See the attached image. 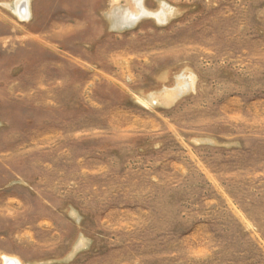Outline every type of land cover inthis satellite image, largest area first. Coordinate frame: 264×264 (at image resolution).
<instances>
[{"label": "rangeland", "instance_id": "obj_1", "mask_svg": "<svg viewBox=\"0 0 264 264\" xmlns=\"http://www.w3.org/2000/svg\"><path fill=\"white\" fill-rule=\"evenodd\" d=\"M264 264V0H0V264Z\"/></svg>", "mask_w": 264, "mask_h": 264}, {"label": "bare ground", "instance_id": "obj_2", "mask_svg": "<svg viewBox=\"0 0 264 264\" xmlns=\"http://www.w3.org/2000/svg\"><path fill=\"white\" fill-rule=\"evenodd\" d=\"M8 260H6V264H16V262H14L13 260H12V258H7Z\"/></svg>", "mask_w": 264, "mask_h": 264}]
</instances>
